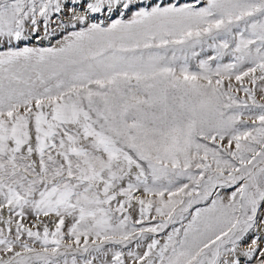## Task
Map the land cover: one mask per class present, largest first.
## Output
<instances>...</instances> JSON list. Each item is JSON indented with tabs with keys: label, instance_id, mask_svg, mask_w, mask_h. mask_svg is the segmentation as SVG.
Segmentation results:
<instances>
[{
	"label": "snow or ice",
	"instance_id": "1",
	"mask_svg": "<svg viewBox=\"0 0 264 264\" xmlns=\"http://www.w3.org/2000/svg\"><path fill=\"white\" fill-rule=\"evenodd\" d=\"M0 264H264V0H0Z\"/></svg>",
	"mask_w": 264,
	"mask_h": 264
}]
</instances>
